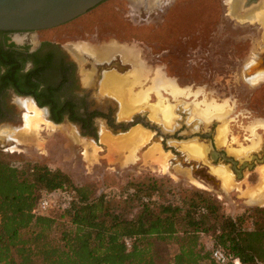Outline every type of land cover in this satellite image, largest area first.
<instances>
[{"label":"rangeland","instance_id":"1","mask_svg":"<svg viewBox=\"0 0 264 264\" xmlns=\"http://www.w3.org/2000/svg\"><path fill=\"white\" fill-rule=\"evenodd\" d=\"M241 4L243 0H105L61 26L16 35L18 42H29L34 47L40 42L54 41L70 50L76 46L85 48V52L88 43L98 44L100 40L102 45L115 39L126 43L129 46L104 47H111L110 54L119 52L114 51L119 48L122 58H132L135 66L126 77L133 81L129 93L146 91L149 96L141 110L128 120L121 119L122 101L114 95V87L104 90L102 86L111 95L101 93L99 75L88 77L89 70H98L97 63L80 51L77 92L88 95L90 109L103 112L111 119L112 128L105 117L98 116L92 136L78 124L68 122L44 127L35 133L37 136L20 135L25 111L21 100L31 98L18 97L10 91L4 101L14 118L0 125V138L8 139H2L0 153L14 165L30 162L60 169L77 185L94 184L99 193L122 188L135 178L154 175L170 179L179 188L207 192L231 216L243 213L246 208H264V202H253L250 197L264 183V0H258L250 10H244ZM102 56L106 57L103 51ZM105 67L103 64L102 73ZM152 94L156 96L155 102ZM133 97L128 104L138 98ZM161 102L174 107L176 119L172 127L160 121V114L148 116L146 108L161 107ZM211 112L216 114L214 118H203V114ZM147 122L157 127L150 128ZM133 125L151 133L145 142L137 145L125 142ZM222 126L223 139L218 136ZM4 128L20 132V136L12 138L2 133ZM178 132L186 140L172 137ZM207 132L212 134L216 148L228 155L249 158L250 154H260L255 171L248 169L243 178H237L229 166L222 163L213 166L207 151L205 159L188 155L182 143L204 145L195 134ZM256 139L261 141L260 147L251 149ZM242 148L245 155L230 152L243 151ZM152 149L158 152L150 153ZM164 160L169 165L166 172ZM215 167L228 169L235 182L225 186L220 175L213 171ZM51 199L54 207L48 214H58L65 198L56 193ZM170 247L174 251L175 247L171 244Z\"/></svg>","mask_w":264,"mask_h":264},{"label":"trees","instance_id":"2","mask_svg":"<svg viewBox=\"0 0 264 264\" xmlns=\"http://www.w3.org/2000/svg\"><path fill=\"white\" fill-rule=\"evenodd\" d=\"M11 64L2 85H14L41 108L49 105L55 123L68 111L79 118L74 109L53 105L51 92H36L31 78L40 68L23 75V86L14 74L17 59ZM56 193L65 198L61 212L33 214L42 197ZM0 214V264H217L215 248L241 264H264L263 207L231 216L207 192L154 175L99 193L60 169L14 165L0 153Z\"/></svg>","mask_w":264,"mask_h":264},{"label":"flooded vegetation","instance_id":"3","mask_svg":"<svg viewBox=\"0 0 264 264\" xmlns=\"http://www.w3.org/2000/svg\"><path fill=\"white\" fill-rule=\"evenodd\" d=\"M257 1L258 0H243L241 7L245 8L244 10H250L252 7H255ZM32 32L36 31H0V49L2 51L0 52V62H7L6 65L5 63L0 65V125L10 122L14 118L13 113L9 111V108L6 106L4 101L5 95L12 91L18 97L25 96L22 95L14 85H2V77L10 68L9 64H11V61H15L17 59L19 69L15 70L14 73L15 76H17V80L20 81L23 86H25L26 79L23 77V75L34 68H40L41 71H36L33 75V78H31L36 92H51L53 105H55L57 108L70 107L74 109L76 115L79 116V118L73 119L71 117L70 111H68L63 114V120L61 123L68 122L78 124L83 131L89 133V135L91 134L90 136H92L95 131V119L98 116L105 117V115L98 109H90L88 95H82L81 93L77 92V89L80 87V71L77 63L80 58V52H76L73 49L70 50L69 48L63 47L54 41L40 42L35 47L29 42H18L16 35ZM48 61L50 62V66L47 65L48 67H44L43 64ZM262 66H264V62ZM25 97L33 98L36 102V99L32 96ZM42 108L48 109L50 114L49 117L51 119L50 106L48 105ZM93 113H98V115H92ZM105 119L107 125L112 128L111 119L106 117ZM88 124L90 126L86 127ZM195 135L199 137V142H204L206 149L205 151H207L208 158L211 160L212 165L219 166V164L222 163L224 166H229V170H231L237 178H243L242 175L248 169L255 171L256 166L254 164L258 161H261L260 154H250L248 156L249 158H245L244 156L242 158H236L234 156L228 155L223 150L217 149L214 142L212 141V134L209 132ZM167 136L168 134L165 137L168 138ZM172 137L178 141H182L184 138H186L182 135H179V132L173 134ZM163 140L165 141V139ZM1 141L2 139L0 140V146L2 144ZM213 157H215L216 160H212ZM204 165L207 166L205 163ZM201 168L204 167L201 166ZM207 172H209V170H207Z\"/></svg>","mask_w":264,"mask_h":264},{"label":"bare ground","instance_id":"4","mask_svg":"<svg viewBox=\"0 0 264 264\" xmlns=\"http://www.w3.org/2000/svg\"><path fill=\"white\" fill-rule=\"evenodd\" d=\"M102 51L109 52V51H111V47H105V49L102 50ZM104 52H103V54H104ZM102 58H104V57L102 56ZM107 77H108L107 78V81L103 85L105 87L104 90H109V88H112V86L114 87L113 88L114 89V93H115L114 95L116 97H118L122 101L121 111L119 113L120 117L130 118L135 112H137L139 109L140 110L142 109V106L145 105V104L144 105H142V104L147 102V99H148V96H149V94L146 93V91L145 92H142L140 94H132L133 92H130L129 93V91H132V90H130V88H131L130 86H132L133 81H128L126 78H120L118 75H115V74H109V76H107ZM172 91L173 90H171V92ZM179 92H181V91H179ZM134 95L135 96H138V98L135 99L130 104H128V102H127L128 99L129 100L130 99H133L134 98L133 97ZM174 96H175V94H174ZM158 98H159V96H158ZM164 102H165V104H168L169 105V102H167V101H164ZM162 104L163 103L161 102V105H160L161 107H158L157 106L154 109L151 107L152 110L151 109L150 110L152 111L151 112L152 113V117L153 116L155 117L157 115L159 116V114H160L161 115V120L160 121H163L166 126L172 127L173 124H175V119H176L174 107H173L172 104H170L171 106H168V105L164 106ZM21 105H22V107L24 108L25 111H24V113L22 115L23 125H22V128L20 129L22 131V133L20 135H22V134L23 135H27V136L28 135H34L35 133H38L40 130H42L44 127H48V126H51L52 124H54L50 120L47 119L46 109L39 107L32 99H23V100H21ZM207 107H205V108H207ZM209 108H211V107H209ZM216 108L218 109V107H216ZM203 110H205V109H203ZM206 112H207V110H206ZM212 113L213 112H211L209 114H206V115L203 114L202 116L205 119L206 118H209L210 119L211 116H213V118H214L216 114L215 115L214 114L212 115ZM221 117L222 116H220V118ZM227 122L228 121H226V123ZM226 123H224V124H226ZM134 128H133V130L130 131V133H128L129 134L128 137L127 136L125 137L126 140H125V138H123L125 140V142H127L128 144L129 143L136 144V145L137 144H140L143 141L145 142L146 139H147V137H149V135H151V133L147 134L146 130L145 129H142V128H139V126L136 127L135 129ZM218 130H219L218 131V136L223 139V135H224V128H223V126H222V128L220 127ZM1 131H2V133L9 134L12 138H14V137L17 138V136H20L19 135L20 132L17 134L16 132H12L11 129H5L4 128ZM104 135H105V132H102V136H104ZM0 137H1V134H0ZM0 139L8 140L7 138H3V137L0 138ZM260 144H261V141L258 140V139L252 141L251 149L253 147H254V149L255 148L256 149L259 148L260 147ZM182 145H183L184 149L187 151V154L188 155H193V156H196L197 158L205 159L204 157H205V154H206L205 153L206 152L205 151L206 149H205L204 145H202L201 143L200 144L195 143V142L194 143L192 142V144H183L182 143ZM186 145H189V146H186ZM154 150L155 149H152L149 152L150 153H155ZM155 151H157V150H155ZM159 151H160V149H159ZM244 151H245V149H243V151L241 149L240 150H230V152L232 154H235L237 156L239 154H244ZM246 153H247V151H246ZM161 162H163V161H161ZM162 166H163L165 172L166 171H169V165L166 162V160H164V163H163ZM213 171L215 173H217L218 176L220 175L219 177L221 178V180L223 179V183H224L225 186L229 187L230 185H232L235 182L234 181V176L232 175V173L228 169H226V168H223L222 169V167L221 168L215 167L213 169ZM196 183H198V185L199 184L202 185L201 183H199L197 181H196ZM250 197H251V199H254L253 202L254 201H256V202H259V201L264 202V183L262 184V186L260 185L259 188H257L254 191V193L251 194Z\"/></svg>","mask_w":264,"mask_h":264},{"label":"water","instance_id":"5","mask_svg":"<svg viewBox=\"0 0 264 264\" xmlns=\"http://www.w3.org/2000/svg\"><path fill=\"white\" fill-rule=\"evenodd\" d=\"M103 1L105 0H0V31H41L55 28L82 16ZM46 111L47 118L50 119L48 109ZM148 125L150 128L157 127L152 123ZM212 160L216 158L213 157Z\"/></svg>","mask_w":264,"mask_h":264},{"label":"crops","instance_id":"6","mask_svg":"<svg viewBox=\"0 0 264 264\" xmlns=\"http://www.w3.org/2000/svg\"><path fill=\"white\" fill-rule=\"evenodd\" d=\"M86 43L84 44L85 46H87ZM88 44H90V46L86 47V49H88V52L84 51L85 48L82 50L81 47H77V46L75 48H73V50L76 51V52L84 51L82 53L83 55L88 56L91 59L95 60V62L97 63L98 70L97 69L96 70L95 69L89 70L90 73H89L88 77L89 76L90 77H92V76L95 77L96 75H99L101 93L111 95L110 93H107L104 90H102V86H103L102 83H103V80L106 79L107 74L108 73H110V74L114 73L115 75H119L122 78H126L127 76H129V73L132 71L133 66H135V64H134L132 58H127V59L122 58L121 54L119 53L121 51L118 50L119 48L114 50V51H119V52H116V53H112L111 52V54L109 52H104L103 51L104 55L106 56L104 58H102V50H103V47L105 45H108V44H117V45H127V44L123 43V42H121L119 40H116V39L114 41L110 42V43L106 42L105 45L104 44L102 45V40H100L98 44H95V43L94 44L93 43H88ZM127 46H129V45H127ZM118 47H120V46H118ZM104 49H105V47H104ZM103 64H105V66H107V67H105V69H103V70H105L104 73H102L103 72L102 71V65ZM154 70H156V69H152V71H154ZM163 71L166 73V75H168L165 70H163ZM151 76H153V74H151ZM115 99L118 100V98H116V97H115ZM154 100H156V96H155V94H152V101H154ZM120 109H121V107H120ZM120 109H119V113H120ZM146 109H147L148 116L150 117L151 110L149 108H146ZM121 119L128 120V118H123V117ZM156 122L161 123L159 121H156Z\"/></svg>","mask_w":264,"mask_h":264},{"label":"built area","instance_id":"7","mask_svg":"<svg viewBox=\"0 0 264 264\" xmlns=\"http://www.w3.org/2000/svg\"><path fill=\"white\" fill-rule=\"evenodd\" d=\"M53 200L50 196L42 197L39 202L37 203L36 207L33 209V214L35 215H48L49 211L53 209ZM1 214H0V221H1ZM130 245L129 242H127ZM212 257L217 264H227L230 261H233L234 264H241L240 260L235 258L233 259L231 255H229L226 251L222 248H215L212 252Z\"/></svg>","mask_w":264,"mask_h":264}]
</instances>
